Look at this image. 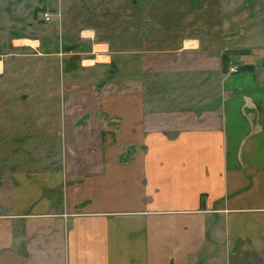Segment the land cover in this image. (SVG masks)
Instances as JSON below:
<instances>
[{
	"label": "crops",
	"instance_id": "crops-1",
	"mask_svg": "<svg viewBox=\"0 0 264 264\" xmlns=\"http://www.w3.org/2000/svg\"><path fill=\"white\" fill-rule=\"evenodd\" d=\"M9 23L11 48L48 39L44 21L41 35L33 18L27 31ZM204 24L169 43L127 42L135 76L103 83L93 118L61 121L72 149L53 154L60 167L10 166L0 264H264V54L228 64L250 70L223 71V51L248 45ZM0 46L2 74L14 52ZM109 48L92 44L80 65L108 66Z\"/></svg>",
	"mask_w": 264,
	"mask_h": 264
},
{
	"label": "rangeland",
	"instance_id": "rangeland-1",
	"mask_svg": "<svg viewBox=\"0 0 264 264\" xmlns=\"http://www.w3.org/2000/svg\"><path fill=\"white\" fill-rule=\"evenodd\" d=\"M51 6L53 12L44 20L48 39H38L37 50L8 46L13 34L7 31V16L13 21L10 27L23 31L33 18V31L41 35L43 21L37 18ZM206 22L221 25L229 43L248 45L234 49L241 53L233 60L255 61L264 54V0H0V43L14 52L7 55L0 74L1 183L10 166L26 171L46 164L60 167L61 153L53 154L63 146L72 149L71 142L63 141L67 128L61 121L91 118L103 83L135 76L136 54L122 51L127 42L135 46L141 34L148 42L169 43L202 33ZM89 28L97 32L94 38H81L80 31ZM107 39L108 66L80 65L97 52L92 53V44ZM132 149L130 145L126 152Z\"/></svg>",
	"mask_w": 264,
	"mask_h": 264
},
{
	"label": "trees",
	"instance_id": "trees-1",
	"mask_svg": "<svg viewBox=\"0 0 264 264\" xmlns=\"http://www.w3.org/2000/svg\"><path fill=\"white\" fill-rule=\"evenodd\" d=\"M241 53L240 50H224L222 55H221V65L223 71L227 69L228 63L231 62V57L235 55H239ZM252 67L251 64H246V65H239L237 70H250Z\"/></svg>",
	"mask_w": 264,
	"mask_h": 264
},
{
	"label": "built area",
	"instance_id": "built-area-1",
	"mask_svg": "<svg viewBox=\"0 0 264 264\" xmlns=\"http://www.w3.org/2000/svg\"><path fill=\"white\" fill-rule=\"evenodd\" d=\"M42 17H43L44 20H47V18H48L47 13H43ZM227 70H228L229 73H236L237 72V66L231 65V66L228 67Z\"/></svg>",
	"mask_w": 264,
	"mask_h": 264
},
{
	"label": "water",
	"instance_id": "water-1",
	"mask_svg": "<svg viewBox=\"0 0 264 264\" xmlns=\"http://www.w3.org/2000/svg\"><path fill=\"white\" fill-rule=\"evenodd\" d=\"M262 64H264V61L262 62Z\"/></svg>",
	"mask_w": 264,
	"mask_h": 264
}]
</instances>
